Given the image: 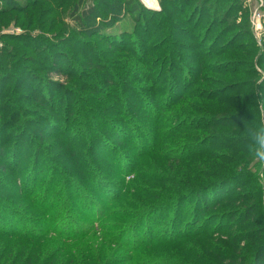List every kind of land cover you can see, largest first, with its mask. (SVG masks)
I'll return each instance as SVG.
<instances>
[{"label":"rangeland","instance_id":"obj_1","mask_svg":"<svg viewBox=\"0 0 264 264\" xmlns=\"http://www.w3.org/2000/svg\"><path fill=\"white\" fill-rule=\"evenodd\" d=\"M62 1L66 6L55 12L49 0L36 1L31 10L24 5L33 0H0V9L8 3L17 10L24 8L0 17V228L19 226L38 232L41 222L52 215L47 222L56 230H73L68 228L83 224L85 230L104 226L105 231L81 241L53 235L40 242L2 237L0 233V264H23L34 248L37 251L33 253L42 248L43 253L32 263L27 258L28 264H51L55 254L59 261L53 264H58L65 254L70 258L76 252L95 254L97 261L107 264L128 262L130 255L117 239L121 234L116 226L129 227L132 221L119 219L127 217L123 215L113 217L110 212L127 213L157 204L166 196L165 187L157 200L156 185L162 178L157 171L162 164H169L168 154L177 146H197L207 137L223 138L233 147L215 149L210 152L214 158L200 160L217 166L222 162L218 158L231 160L222 163L230 164L228 173L250 172L244 178L251 183L231 191V196L259 191L257 197L264 199V162L254 157L249 139L250 131L264 123V0H158L157 10L137 0L146 10L135 15L128 0H84L81 10L93 6L95 13L85 18L83 25L76 19L79 14L74 16L79 0ZM112 11L118 20H110ZM138 15L142 19L137 20ZM227 42L235 43V50L228 48ZM204 55L209 57L201 59ZM189 75L194 92L163 118H153L143 109L140 96L156 105L171 92L175 80L183 81ZM186 116L213 123L220 118L231 120L218 129L195 131L190 136L184 135L186 130L177 131L174 137L165 134L173 121ZM235 118H241L244 130L226 126ZM119 130L124 135L136 132L143 140V134L150 136L153 155L138 157L136 136L128 142L124 136L115 137ZM100 136L108 137L118 155L101 150L97 143ZM11 157L20 159L14 162L17 166ZM122 157L132 161V172L122 171ZM36 158L45 164L37 194L53 185L56 188L51 189L48 203L63 197L68 201L64 207L57 204L58 212L52 209L50 216L41 212L35 195H29L30 189L23 190ZM146 173L148 183L142 185L149 192L131 190L140 182L137 175ZM76 186L90 195L95 207L106 203L105 189L107 195L116 194L118 199L113 208L90 222L85 218L87 211L72 199ZM170 190L168 187V194L173 193ZM226 204L210 211L216 222L217 214L241 208L239 202ZM145 225L141 223V232ZM22 244L26 245L25 253L18 256L16 250H21ZM162 248L167 251L170 247Z\"/></svg>","mask_w":264,"mask_h":264},{"label":"trees","instance_id":"obj_2","mask_svg":"<svg viewBox=\"0 0 264 264\" xmlns=\"http://www.w3.org/2000/svg\"><path fill=\"white\" fill-rule=\"evenodd\" d=\"M36 1L39 2V0ZM36 1L33 0L32 3L25 4L24 8L31 10V5L33 3L35 5L37 3ZM49 1L55 8V12L57 8H62L64 5L66 6V2H63L62 0L60 4L57 0ZM83 1L84 0H79L74 7V16L79 14L76 17L79 25H83L84 19L92 17L95 13V8L93 6H89L82 11L80 6ZM128 1V7H132L131 13L133 15L142 12V10H146V8L142 7L139 3L137 4V0ZM55 3L57 7H55ZM24 8L17 10L18 8H12L11 4L8 3L6 8L0 9V17H5L11 11H22ZM109 15L111 16L110 20H118V15L113 11L110 12ZM95 18L97 19V17ZM140 19H142V16L138 15L137 20ZM81 28L84 27L82 26ZM94 31L99 34L97 28H94ZM102 38L107 39L108 37L103 36ZM227 45L228 48L232 47V50H235V47H233L235 43L233 46L230 43ZM207 57L209 56L204 55L201 59H207ZM157 82L160 86L161 79ZM192 83L193 79L190 75L183 81L179 82L178 80H175V83L170 87L171 92H169L167 96H163L161 102L159 101L154 105L146 96H140L139 102L143 104V109L146 110L147 113L154 116L153 118H157L158 116V118H163L162 116H164L166 112L172 108L175 109L179 102L185 100L188 94L194 92V90L190 88ZM165 88L166 87L162 85L160 90L164 93ZM123 103H125V101ZM193 106H191V108L196 110L197 106ZM181 120L182 121L179 122L173 121L171 127L166 130L165 134L168 133L169 136L174 137L177 134V131L186 130L184 135L190 136L189 134L194 133L195 131L206 132L209 130H215L224 126L223 124H226L231 118H220L216 123H213L211 119L207 120V118H204L201 120L199 117L195 118V116H186ZM105 122L108 123V120ZM242 123L246 124L245 122ZM226 126L237 127L240 131L245 129V125L243 126L241 124V118H235L231 121V124H227ZM116 129L119 128L116 126ZM143 135L144 140L141 139L143 138L142 135L138 136L136 135V132H125L124 135L122 131L119 130L115 137L123 138L124 136L126 139L128 138V142H132L134 141L133 136H136L137 141H134V149L137 151L138 157L143 158L145 156L148 158L154 153L152 147L153 144L149 141L151 140L150 136ZM107 138L105 136H100L97 139V143H99L100 147H103L101 150L105 149V151L109 152L111 155H118L116 147L108 142ZM91 142L95 143L93 140H91ZM200 143L201 144H198L197 146H191L192 148L177 146L170 154H168L166 161L169 164H162L159 171H157L162 177L161 180H159L158 185H156V189H159V192L161 193L157 192V200L162 197V193L166 187V196L158 200L157 204L142 207L140 209L134 208V210L126 211L127 213H122L123 211H120V213L110 212L113 217L123 215L127 217L117 218L123 221H132L129 227L121 228L116 226V231L121 234L117 239L120 244L126 248V251H128V254L130 255L128 262H123V264H264V237H261L264 227V199L257 197L259 191L252 193L245 192L246 194L238 195L233 194V192L239 191L242 186H247V184L249 185V183H251V181L244 178L245 176H248V173L250 172L243 169L239 172L236 171L234 174L228 173L231 170V166H229L230 164L222 163L223 161L230 163L231 160L218 158L219 161H222L220 166H217L213 160H211L212 162L210 163H214V165L208 164L205 160L206 163L200 160V157H203L202 159L207 157L214 158V156H210L212 155V153L210 154L211 151L215 149H230L233 147L232 143L223 141V138L220 140L218 138L208 139V137L201 140ZM149 147L151 148L146 151ZM145 157L143 159H145ZM122 158L123 162L121 163L124 165L122 171H124L125 174L132 172L134 170L132 161L128 158ZM11 159L13 163L15 162L16 164L20 160L12 157ZM117 160L119 162L118 157ZM10 161L11 160H9V162ZM15 163L14 166H17ZM233 163L238 164L235 161H233ZM44 165V163H40L36 158L30 172L25 178L23 190H25V188L30 189L29 195H35V202L41 212L46 216H50L52 209H55L57 204L64 207L65 204H68V201L62 196L63 199H53L48 203L51 189L54 191L53 188H56V186L53 187V185L46 186L41 189V191H43L42 193L37 194L40 186L39 182L41 181L40 173L43 172ZM89 171L91 173L93 172L91 169H89ZM137 176L140 182L135 183L131 190H134L136 193H142L143 191L149 192V190L144 189L145 187L142 185L148 183V179L146 178L148 174L146 173L144 176ZM214 178L217 179L212 184L211 181H213L212 179ZM240 179L244 180L238 183L237 180ZM198 184L199 186H197ZM203 184L207 186H201ZM43 186L44 185L42 184L41 188ZM168 187H171L170 192H173L172 194H168ZM72 190L75 193L72 199L74 200L75 198L82 209H84L85 212L87 211L85 218H88L90 222L94 220L97 221L101 215L106 213L107 209L113 208L115 201L118 199L116 194L112 195L110 193V195H107V189H105L107 198L106 203L100 207L97 206L99 207V211H95L97 207H95L94 202L90 199V195L81 191L77 186L75 189L72 188ZM123 191H127L126 188ZM231 191H233L232 196ZM262 197L264 198V195ZM231 201L235 203L239 202L241 208L239 210L228 209L223 214H217V219L219 218L217 222L215 221L216 218L214 217V214L211 216L209 215L210 211L219 208L220 204H228ZM130 205L134 207V204ZM3 206L4 208H9L6 204ZM90 207L91 210L89 209ZM57 212L58 210H56V213ZM8 213L10 215L9 218L14 216L10 211H8ZM257 215H259L260 219ZM169 216H171V224L167 220ZM50 218H52V215L45 221L43 220L41 222L42 226L38 228V232L30 229L24 230L17 226L13 229L5 227L4 229L0 228V233L3 235L2 237H13L21 240L40 242L44 237H52L53 235L56 238L58 237L57 239H72L70 237H75L72 240L81 241V239L87 238V235L90 236L95 234L94 232L105 231L104 226L85 230V226H82L83 224H75L68 228L73 230H56L51 228V223L48 225L47 220ZM143 222L144 224L146 222V225L144 231L141 232L140 229L142 226L140 225ZM14 225L16 226V224ZM135 226H137L136 229ZM122 236H124V240L122 239ZM188 241L191 242L188 244ZM178 244L181 248L177 247ZM22 245L21 250H16L18 256H22L25 253L24 249L26 248V245ZM165 246L173 249L170 250V248H168V250L165 251L166 249L162 248ZM42 250L43 248L37 253H33L37 251L35 248L34 250H31L30 253L25 256L23 264H28L29 261L26 260L27 258H29L32 263L34 261L33 259H37V257L41 256V253H43ZM76 253L77 255L75 253L70 255V258H67V254H65L64 258L58 264H107L105 260L103 263L102 261H97L98 257L95 254L88 252ZM80 254L82 257H80ZM144 255H146V257H144ZM56 257V254L53 255L51 264L55 261H59ZM117 264L121 263L119 262Z\"/></svg>","mask_w":264,"mask_h":264},{"label":"clouds","instance_id":"obj_3","mask_svg":"<svg viewBox=\"0 0 264 264\" xmlns=\"http://www.w3.org/2000/svg\"><path fill=\"white\" fill-rule=\"evenodd\" d=\"M249 139L254 157L264 162V123L250 131Z\"/></svg>","mask_w":264,"mask_h":264},{"label":"built area","instance_id":"obj_4","mask_svg":"<svg viewBox=\"0 0 264 264\" xmlns=\"http://www.w3.org/2000/svg\"><path fill=\"white\" fill-rule=\"evenodd\" d=\"M153 1V3L152 4H150L149 2H148V0H141V2L143 3V5L145 6V7H147V8H151V9H158L159 8V3H158V0H152ZM155 1V2H154Z\"/></svg>","mask_w":264,"mask_h":264},{"label":"bare ground","instance_id":"obj_5","mask_svg":"<svg viewBox=\"0 0 264 264\" xmlns=\"http://www.w3.org/2000/svg\"><path fill=\"white\" fill-rule=\"evenodd\" d=\"M148 2L150 3V4H152L153 3V1L152 0H148ZM154 4V3H153Z\"/></svg>","mask_w":264,"mask_h":264}]
</instances>
